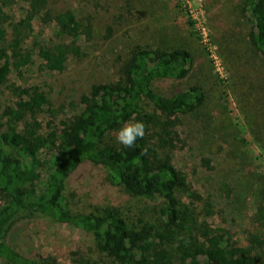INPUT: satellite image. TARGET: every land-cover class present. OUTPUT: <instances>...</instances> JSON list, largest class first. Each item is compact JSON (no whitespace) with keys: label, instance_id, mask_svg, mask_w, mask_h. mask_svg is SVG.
<instances>
[{"label":"trees","instance_id":"16d2710c","mask_svg":"<svg viewBox=\"0 0 264 264\" xmlns=\"http://www.w3.org/2000/svg\"><path fill=\"white\" fill-rule=\"evenodd\" d=\"M22 1L24 17L15 20L7 13L14 0H0V98L1 88L14 98L7 115L0 116V264H59L50 256H24L11 244L16 228L35 218L91 237L97 259L79 264H264V174L248 171V180L236 185L239 198L251 194L252 199L260 200L255 201L252 214L234 238L208 221L213 217L211 203L199 210L174 198L183 179L169 154L160 153L173 149L165 135L176 123L180 125L179 116L187 121L201 118L202 124L205 99L199 86L169 95L156 87L183 81L192 68L191 53L183 46L135 45L114 82L93 86L82 96V108L70 122L40 133L37 118L50 106L49 99L37 85L21 87L11 83L10 77L21 76L33 64V56L40 60V68L63 72L67 57L79 55L78 43L82 37L89 40L91 32L80 30L72 9L56 12L51 18L49 0ZM237 7L250 25L248 40L253 56L264 59V0H239ZM44 17L55 22L56 41L45 42L37 34L27 45L30 37L25 34ZM8 32L13 35L9 41ZM232 70L231 78L241 81V74L252 71L251 63L242 62ZM249 88L252 93L248 99L255 101L257 97V103L264 100L263 92L256 93L252 85ZM145 107L176 121L156 123ZM146 119L157 125L159 134L147 137L137 132L121 146L109 140L127 124ZM249 131L259 144L256 136L264 132ZM87 165L104 169L108 182L127 198L155 205V215L133 219L122 207L112 206L73 212L65 192L71 178ZM192 197L201 201L199 196L188 194Z\"/></svg>","mask_w":264,"mask_h":264},{"label":"rangeland","instance_id":"374dc122","mask_svg":"<svg viewBox=\"0 0 264 264\" xmlns=\"http://www.w3.org/2000/svg\"><path fill=\"white\" fill-rule=\"evenodd\" d=\"M14 2L7 13L18 20L24 17L25 4L22 0ZM238 4L239 0H49L51 18L56 12L72 9L80 30H89L91 38H81L79 55L67 57L63 72L40 68V60L33 56V64L21 76L12 75L10 82L21 87L37 85L46 94L50 106L37 118L40 133H46L70 122L82 108V96H87L93 86L114 82L121 63L135 45L185 47L193 60L189 75L180 82L159 83L156 88L169 95L199 86L204 93L206 117L199 124L201 118L187 121L179 116L180 125L176 123L165 135L173 149L160 153L169 154L183 179L174 198L199 210L211 203L209 212L213 217L208 221L234 238L244 219L252 214L255 201L260 200L252 199L251 194L239 198L236 185L248 180V171L264 174V134L260 135L264 132V59L253 56L248 40L250 25ZM37 34L45 42L56 41L55 22L46 17L35 21L33 31L25 34L30 37L27 45ZM12 38L8 32L7 41ZM242 62L251 63L252 71L244 72L243 79L237 81L229 73ZM251 85L256 93L263 92V101L257 103V97L255 101L248 99ZM1 90L0 116H6L14 98ZM147 112L156 118V123L176 121L175 117L152 113L149 108ZM156 126L148 119L136 120L111 134L109 140L121 146L137 132L147 137L156 135ZM249 129L259 133V144L252 140ZM188 194L199 196L201 201L188 198ZM65 198L75 213L122 207L134 219L154 216L157 211L149 202L127 198L108 182L104 169L92 165L84 166L71 178ZM10 241L24 256H50L59 264H79L98 256L90 236L43 218L19 225Z\"/></svg>","mask_w":264,"mask_h":264}]
</instances>
